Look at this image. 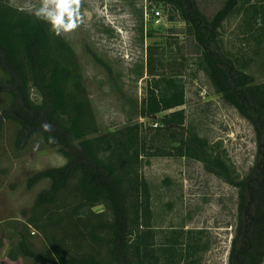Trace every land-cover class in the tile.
I'll use <instances>...</instances> for the list:
<instances>
[{"label":"trees","instance_id":"trees-1","mask_svg":"<svg viewBox=\"0 0 264 264\" xmlns=\"http://www.w3.org/2000/svg\"><path fill=\"white\" fill-rule=\"evenodd\" d=\"M167 8L169 20L181 19L198 46L196 68L215 91L253 126L257 153L241 175L221 143H211L186 124V82L176 56L167 63L156 46H147V83L140 117L159 116L156 125L129 121L101 132L84 84L76 52L51 24L27 10L0 0V91L9 103L0 111L17 129L14 145L24 148L39 134L66 162L33 173L32 188L43 179L27 215L47 243L46 257L27 247L20 233L18 248L52 264H202L210 248L204 229L164 231L154 223L152 192L143 166L159 156L191 158L209 173L237 188L238 212L228 264L264 262V81L247 70L248 60L264 44V0H225L208 19L198 0H148ZM245 12L252 55L233 57L224 48L220 28L233 13ZM254 54V55H253ZM96 206H103L99 211ZM5 240L0 237V252ZM11 258L17 255L11 249Z\"/></svg>","mask_w":264,"mask_h":264},{"label":"rangeland","instance_id":"rangeland-1","mask_svg":"<svg viewBox=\"0 0 264 264\" xmlns=\"http://www.w3.org/2000/svg\"><path fill=\"white\" fill-rule=\"evenodd\" d=\"M27 10L40 6L41 0H9ZM208 19L214 18L225 0H198ZM160 10L161 15L155 11ZM168 10L148 0H81L79 26L61 34L74 48L82 68L84 84L101 132L112 131L129 121L156 125L159 116L138 117L147 83V46L153 45L169 63L174 56L183 65L186 82V124L189 129L221 143L220 150L241 175L254 165L257 153L252 124L218 94L209 77L194 63L198 46L187 33L181 19L169 20ZM158 16V17H156ZM245 12L233 13L220 28L223 45L233 57L250 58L254 41L247 39ZM254 55V54H253ZM247 70L257 82L264 81V44L259 55L249 59ZM4 77L0 70V79ZM9 103V95L0 91V111ZM16 125L3 119L0 133V237L5 246L0 264H52L25 255L18 248L20 233L27 247L46 257L50 249L34 227H26L27 214L38 193L49 187L43 179L32 188L27 179L51 166L64 165L66 159L55 148L46 147L39 134L24 148L14 145ZM150 183L154 223L164 231L204 229L210 239V252L202 264H228L235 234L238 210L237 188L205 170L202 162L177 156H159L142 168ZM103 206H96L99 211ZM17 255L10 257L9 252ZM264 264V262H263Z\"/></svg>","mask_w":264,"mask_h":264},{"label":"clouds","instance_id":"clouds-1","mask_svg":"<svg viewBox=\"0 0 264 264\" xmlns=\"http://www.w3.org/2000/svg\"><path fill=\"white\" fill-rule=\"evenodd\" d=\"M80 4L81 0H41L35 16L51 24L52 31L60 35L79 26Z\"/></svg>","mask_w":264,"mask_h":264},{"label":"built area","instance_id":"built-area-1","mask_svg":"<svg viewBox=\"0 0 264 264\" xmlns=\"http://www.w3.org/2000/svg\"><path fill=\"white\" fill-rule=\"evenodd\" d=\"M155 13H156V15H161V11L160 10H156ZM156 17H158V16H156Z\"/></svg>","mask_w":264,"mask_h":264},{"label":"crops","instance_id":"crops-1","mask_svg":"<svg viewBox=\"0 0 264 264\" xmlns=\"http://www.w3.org/2000/svg\"><path fill=\"white\" fill-rule=\"evenodd\" d=\"M208 237V236H207ZM209 239V238H208ZM209 241H210V239H209ZM211 248V247H210ZM210 250V249H209ZM207 252H210V251H207ZM206 254V253H205Z\"/></svg>","mask_w":264,"mask_h":264}]
</instances>
